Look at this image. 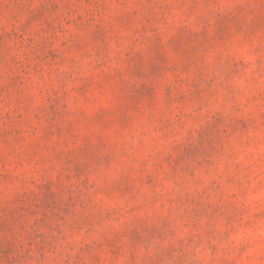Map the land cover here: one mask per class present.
Masks as SVG:
<instances>
[{"label": "rangeland", "instance_id": "1", "mask_svg": "<svg viewBox=\"0 0 264 264\" xmlns=\"http://www.w3.org/2000/svg\"><path fill=\"white\" fill-rule=\"evenodd\" d=\"M0 264H264V0H0Z\"/></svg>", "mask_w": 264, "mask_h": 264}]
</instances>
